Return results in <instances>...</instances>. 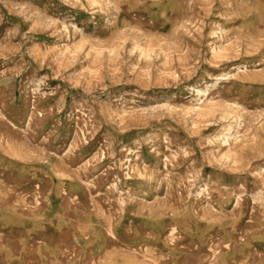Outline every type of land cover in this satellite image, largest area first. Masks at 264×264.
<instances>
[{"label": "rangeland", "instance_id": "obj_1", "mask_svg": "<svg viewBox=\"0 0 264 264\" xmlns=\"http://www.w3.org/2000/svg\"><path fill=\"white\" fill-rule=\"evenodd\" d=\"M0 264H264V0H0Z\"/></svg>", "mask_w": 264, "mask_h": 264}]
</instances>
